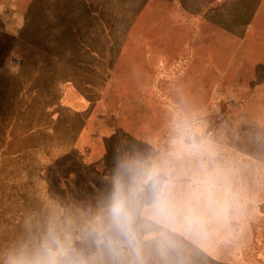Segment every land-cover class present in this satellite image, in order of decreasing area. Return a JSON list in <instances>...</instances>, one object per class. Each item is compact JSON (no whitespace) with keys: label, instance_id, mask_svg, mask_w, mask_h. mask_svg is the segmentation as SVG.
I'll return each instance as SVG.
<instances>
[{"label":"rangeland","instance_id":"rangeland-1","mask_svg":"<svg viewBox=\"0 0 264 264\" xmlns=\"http://www.w3.org/2000/svg\"><path fill=\"white\" fill-rule=\"evenodd\" d=\"M3 54L0 252L51 202L94 208L120 157L167 150L181 112L231 170L240 210L179 233L172 264H264V0H0Z\"/></svg>","mask_w":264,"mask_h":264},{"label":"clouds","instance_id":"clouds-1","mask_svg":"<svg viewBox=\"0 0 264 264\" xmlns=\"http://www.w3.org/2000/svg\"><path fill=\"white\" fill-rule=\"evenodd\" d=\"M240 210L232 173L196 119L177 112L167 150L118 159L96 206L46 216L0 252V264H172L177 235H205Z\"/></svg>","mask_w":264,"mask_h":264},{"label":"crops","instance_id":"crops-1","mask_svg":"<svg viewBox=\"0 0 264 264\" xmlns=\"http://www.w3.org/2000/svg\"><path fill=\"white\" fill-rule=\"evenodd\" d=\"M6 58V60H4ZM2 61H0V73H5V72H9L10 69H13L9 66V63L7 62V54H3L2 57H1ZM19 66H23V61L19 62ZM60 84H64L63 82H61ZM57 91L56 90V94H57ZM62 98H63V93H60V97L58 96V98H56V101H54V105L58 109L60 108H63V103H62ZM15 101L13 100V105H11L12 107V112H13V115L15 114ZM50 110L48 109V105H46V118H45V121L48 122L51 118H50ZM4 114V113H3ZM2 120H0L1 122Z\"/></svg>","mask_w":264,"mask_h":264}]
</instances>
